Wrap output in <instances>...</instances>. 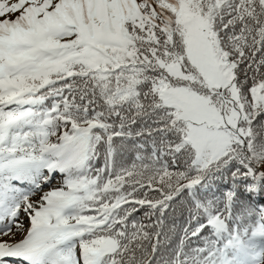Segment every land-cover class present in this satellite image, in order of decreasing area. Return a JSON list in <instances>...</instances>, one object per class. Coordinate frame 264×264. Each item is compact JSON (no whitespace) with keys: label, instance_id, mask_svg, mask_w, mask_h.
Returning a JSON list of instances; mask_svg holds the SVG:
<instances>
[{"label":"snow or ice","instance_id":"obj_1","mask_svg":"<svg viewBox=\"0 0 264 264\" xmlns=\"http://www.w3.org/2000/svg\"><path fill=\"white\" fill-rule=\"evenodd\" d=\"M0 264H264V0H0Z\"/></svg>","mask_w":264,"mask_h":264}]
</instances>
